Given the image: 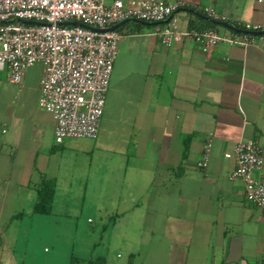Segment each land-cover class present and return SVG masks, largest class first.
<instances>
[{
    "label": "crops",
    "instance_id": "crops-1",
    "mask_svg": "<svg viewBox=\"0 0 264 264\" xmlns=\"http://www.w3.org/2000/svg\"><path fill=\"white\" fill-rule=\"evenodd\" d=\"M184 1L180 31L264 29L263 1ZM118 30L97 139L55 141V122L38 103L40 64L19 84L0 71V264H38L36 253L28 260L33 228L85 210L107 218L112 235L117 229L113 240L132 264H264V213L247 201L241 179H229L236 160L225 157L242 137L257 140L264 156L263 50L219 43L206 53L182 35L167 47L157 25L137 20ZM46 181L55 184L51 212L35 213ZM39 264L70 260L48 251Z\"/></svg>",
    "mask_w": 264,
    "mask_h": 264
},
{
    "label": "built area",
    "instance_id": "built-area-1",
    "mask_svg": "<svg viewBox=\"0 0 264 264\" xmlns=\"http://www.w3.org/2000/svg\"><path fill=\"white\" fill-rule=\"evenodd\" d=\"M185 6L184 0H0V71H7L11 84H19L40 64L38 103L55 122V141L97 139L123 39L121 31L110 29L113 26L129 20L156 23L167 47L182 35L206 53L219 43L255 46L264 52L260 25L245 24L241 34H221L218 26L180 31L175 13ZM203 12L216 23H229L211 7ZM0 132L6 130L0 127ZM213 137L210 133L204 145L201 169L209 164ZM225 157L236 160L229 179H241L247 201L264 213V156L258 141L242 137Z\"/></svg>",
    "mask_w": 264,
    "mask_h": 264
},
{
    "label": "rangeland",
    "instance_id": "rangeland-1",
    "mask_svg": "<svg viewBox=\"0 0 264 264\" xmlns=\"http://www.w3.org/2000/svg\"><path fill=\"white\" fill-rule=\"evenodd\" d=\"M92 212V210L88 212L85 210L86 214L83 218L62 217L58 221L54 219L41 224L38 228L34 227L37 238L34 236L30 243L28 260L33 259L36 253L39 264V258H42L44 252L49 251L51 254L57 252L62 261L68 259L71 262V255L81 260L101 256L107 259L108 264H112L111 261L116 264H126L130 259L128 254L123 250L124 248L120 250V244L113 240L114 237H118L117 229V233L112 235L110 229L113 226L109 225V220L101 219L98 214ZM88 216L91 222L87 221Z\"/></svg>",
    "mask_w": 264,
    "mask_h": 264
},
{
    "label": "trees",
    "instance_id": "trees-1",
    "mask_svg": "<svg viewBox=\"0 0 264 264\" xmlns=\"http://www.w3.org/2000/svg\"><path fill=\"white\" fill-rule=\"evenodd\" d=\"M131 21V20H129ZM217 25H212L215 27ZM55 191V184L53 181H46L42 184L41 189L39 190L38 202L35 205L34 212L39 214H49L51 212V205L53 202ZM70 264H106L105 257H96L88 260H81L76 257L71 258ZM128 264H132L130 260Z\"/></svg>",
    "mask_w": 264,
    "mask_h": 264
},
{
    "label": "water",
    "instance_id": "water-1",
    "mask_svg": "<svg viewBox=\"0 0 264 264\" xmlns=\"http://www.w3.org/2000/svg\"><path fill=\"white\" fill-rule=\"evenodd\" d=\"M126 22H127V21H123V22L119 23L118 25L113 26V27L110 28V29H111V30L118 29V27H120L121 25H123V24L126 23ZM69 24H71V25H79L78 22H71V23H69ZM149 24L157 25L156 23H149ZM221 24L224 25V26H226V27H228V28H230V29H232V30H234V31H237V28L234 27V26H232V25H230V24H227V23H221Z\"/></svg>",
    "mask_w": 264,
    "mask_h": 264
}]
</instances>
